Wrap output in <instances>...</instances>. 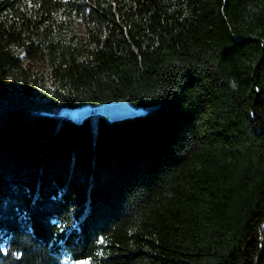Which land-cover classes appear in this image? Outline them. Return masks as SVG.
I'll return each mask as SVG.
<instances>
[{
  "label": "trees",
  "instance_id": "obj_1",
  "mask_svg": "<svg viewBox=\"0 0 264 264\" xmlns=\"http://www.w3.org/2000/svg\"><path fill=\"white\" fill-rule=\"evenodd\" d=\"M65 259L264 264V0H0V264Z\"/></svg>",
  "mask_w": 264,
  "mask_h": 264
},
{
  "label": "water",
  "instance_id": "obj_2",
  "mask_svg": "<svg viewBox=\"0 0 264 264\" xmlns=\"http://www.w3.org/2000/svg\"><path fill=\"white\" fill-rule=\"evenodd\" d=\"M139 114L140 111L133 109L128 103L120 101L74 109L69 113V116L75 123L80 124L84 119L93 116L105 117L110 121H121Z\"/></svg>",
  "mask_w": 264,
  "mask_h": 264
},
{
  "label": "rangeland",
  "instance_id": "obj_3",
  "mask_svg": "<svg viewBox=\"0 0 264 264\" xmlns=\"http://www.w3.org/2000/svg\"><path fill=\"white\" fill-rule=\"evenodd\" d=\"M63 112H66V113L69 115V113H71V110H64ZM64 263H65V264H82V262H77V263H75V262L70 261V260H68V259H65V260H64Z\"/></svg>",
  "mask_w": 264,
  "mask_h": 264
},
{
  "label": "bare ground",
  "instance_id": "obj_4",
  "mask_svg": "<svg viewBox=\"0 0 264 264\" xmlns=\"http://www.w3.org/2000/svg\"><path fill=\"white\" fill-rule=\"evenodd\" d=\"M72 111V110H71Z\"/></svg>",
  "mask_w": 264,
  "mask_h": 264
}]
</instances>
